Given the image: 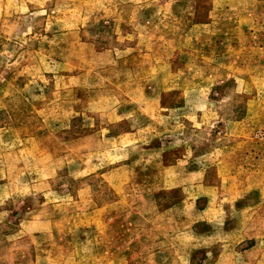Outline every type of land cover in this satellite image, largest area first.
<instances>
[{
    "label": "rangeland",
    "instance_id": "rangeland-1",
    "mask_svg": "<svg viewBox=\"0 0 264 264\" xmlns=\"http://www.w3.org/2000/svg\"><path fill=\"white\" fill-rule=\"evenodd\" d=\"M0 264H264V0H0Z\"/></svg>",
    "mask_w": 264,
    "mask_h": 264
}]
</instances>
